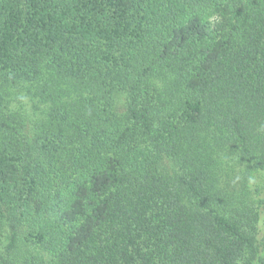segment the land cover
Wrapping results in <instances>:
<instances>
[{
    "label": "trees",
    "instance_id": "trees-1",
    "mask_svg": "<svg viewBox=\"0 0 264 264\" xmlns=\"http://www.w3.org/2000/svg\"><path fill=\"white\" fill-rule=\"evenodd\" d=\"M0 264H264V0H0Z\"/></svg>",
    "mask_w": 264,
    "mask_h": 264
}]
</instances>
